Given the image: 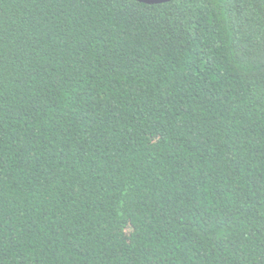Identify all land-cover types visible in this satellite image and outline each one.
<instances>
[{"label": "trees", "instance_id": "obj_1", "mask_svg": "<svg viewBox=\"0 0 264 264\" xmlns=\"http://www.w3.org/2000/svg\"><path fill=\"white\" fill-rule=\"evenodd\" d=\"M0 264H264V0H0Z\"/></svg>", "mask_w": 264, "mask_h": 264}, {"label": "water", "instance_id": "obj_2", "mask_svg": "<svg viewBox=\"0 0 264 264\" xmlns=\"http://www.w3.org/2000/svg\"><path fill=\"white\" fill-rule=\"evenodd\" d=\"M137 1L145 2V3H159V2H165L168 0H137Z\"/></svg>", "mask_w": 264, "mask_h": 264}]
</instances>
